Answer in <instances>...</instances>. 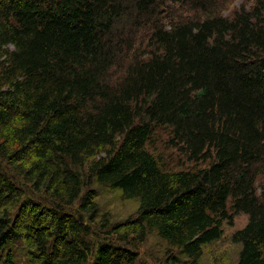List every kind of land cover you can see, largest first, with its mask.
<instances>
[{
	"label": "trees",
	"instance_id": "1",
	"mask_svg": "<svg viewBox=\"0 0 264 264\" xmlns=\"http://www.w3.org/2000/svg\"><path fill=\"white\" fill-rule=\"evenodd\" d=\"M228 5L0 0L4 263L23 242L32 264H135L86 223L95 181L139 202L114 237L149 230L199 264L244 215L237 264H264V0ZM163 132L191 167L148 150Z\"/></svg>",
	"mask_w": 264,
	"mask_h": 264
},
{
	"label": "rangeland",
	"instance_id": "2",
	"mask_svg": "<svg viewBox=\"0 0 264 264\" xmlns=\"http://www.w3.org/2000/svg\"><path fill=\"white\" fill-rule=\"evenodd\" d=\"M246 5L250 7L252 0H229L227 12H233L234 9ZM226 12V14H228ZM160 138L156 141V146L148 148L155 156L163 157L166 163L165 168L171 170H180L191 167L186 158L172 146V143L166 144L169 141L167 133L159 134ZM83 173L88 175L87 170ZM86 187V184H85ZM93 189L97 191L98 213L94 221L89 218L86 221L93 230L94 239L102 241H119L123 246L130 250L137 261L135 264H187L183 258H178V255L167 246V244L160 239L155 232L146 231L145 235H138L136 232L126 229L117 237L112 235V227L121 224L129 219H135L139 208V202L135 200H127L123 197L120 191H115L110 188H102L93 181ZM74 213H78L77 209H71ZM106 219V223H105ZM136 220V219H135ZM248 223V217L241 215L234 219L233 225H224V235L220 241H217L204 249V254L199 264H237L241 246L236 245L232 241V236L235 232L243 229ZM130 233H132L130 235ZM112 235V237L110 236ZM121 238V239H120ZM125 240V241H124ZM9 252L14 256L15 264H32L28 257V250L23 242H16L8 245ZM169 252H173L175 259L169 258ZM0 264L3 262V257H0Z\"/></svg>",
	"mask_w": 264,
	"mask_h": 264
}]
</instances>
